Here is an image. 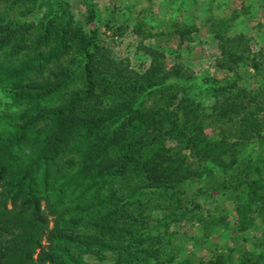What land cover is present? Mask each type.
<instances>
[{
	"label": "trees",
	"instance_id": "obj_1",
	"mask_svg": "<svg viewBox=\"0 0 264 264\" xmlns=\"http://www.w3.org/2000/svg\"><path fill=\"white\" fill-rule=\"evenodd\" d=\"M22 27L21 40L29 25ZM68 28L64 22L58 26L57 45L42 59L39 54L19 57L28 48L18 38L20 25L0 24V86L12 89V107L27 106L20 114L0 112V264H78L73 248L80 254L97 255L98 260L105 259L103 252H112L116 264H172L178 252L161 259V245L155 246L151 240L164 222L148 225L140 201L150 191L180 192L186 181L199 175L187 162L186 150L197 164L211 161L218 168L236 172L234 233L245 234L259 226L257 209L264 205L261 136L256 133L257 137L231 142L232 129L226 135H222L223 129L206 134L207 130L214 132L213 125L220 120H208L212 115L224 117L242 109L236 101L245 92V77L241 72L233 76L235 60L217 63V72L224 78L204 79L211 82L210 96L224 98L229 112L224 109L227 106L219 111L212 106L214 112L207 114L206 107L193 103L185 90L168 93L163 106L146 108L145 100L151 95L147 91L158 85L153 84L150 69L140 77L133 74L135 79H124L122 87L126 83L127 88L120 90L124 95L113 92L112 104L99 109L91 104L102 99L97 92L101 81L94 80L90 72L91 30L82 41V58L76 66L81 73L78 88L66 103L41 111L44 97L67 93L75 84L71 68L55 75L54 83L37 78L41 62L64 49ZM228 39L225 37L226 42ZM40 41L43 36L36 43ZM231 44L227 42L225 53ZM225 55L232 56L231 52ZM257 63L247 69L259 74L262 64ZM174 71L175 77L180 70ZM102 95L109 96L107 92ZM174 147H179V154ZM227 155L229 163L224 164L220 157ZM220 222H211L205 235ZM196 263L189 258L181 262ZM245 264H264V254Z\"/></svg>",
	"mask_w": 264,
	"mask_h": 264
},
{
	"label": "rangeland",
	"instance_id": "obj_2",
	"mask_svg": "<svg viewBox=\"0 0 264 264\" xmlns=\"http://www.w3.org/2000/svg\"><path fill=\"white\" fill-rule=\"evenodd\" d=\"M63 22L69 27L63 39L65 47L41 62L37 78L54 83L55 75L71 68L75 72V84L67 93L44 97L40 102L41 111L66 103L78 88L81 73L76 71V66L82 58V41L93 30L90 72L94 80L101 81L97 92H101L102 98L93 100V106L103 109L111 105L116 95H124L120 92L127 88L126 83L122 87L124 79L125 82L127 77L135 79L133 74L140 77L150 69L153 84L162 86L153 85L147 91L151 95L145 100L146 108L163 106L164 96L185 90L193 97V103L206 107L207 114L214 112L212 106L218 111L227 106L224 109L229 112L224 98L210 96L211 82L204 79L224 78L217 72V63L235 60L231 65L233 76L241 72L245 77L242 86L245 92L236 101L242 109L238 113L229 112V116L212 115L208 120H220L213 125L216 130L212 133L207 130L206 134L215 135L223 129L226 132L222 135H226L232 129L231 142L259 135V141L264 143V0H0V24L20 25L18 38L21 45L28 46L27 50H21L19 57L25 53L39 54L44 59L53 52L57 45L55 32ZM25 25H29V30L21 40ZM39 36L44 41L38 44ZM227 36V42L233 43L227 50L232 56L225 57L223 53L227 54L224 51L229 47L225 41ZM177 46L180 50L175 51ZM255 63L262 64L259 74L247 69ZM175 68L180 71L174 77ZM11 90L0 86V112L20 114L27 106L12 107ZM115 91L118 93L113 95ZM102 92L109 96H103ZM178 148L174 150L179 154ZM184 154L193 172L199 175L186 181L180 192L150 191L140 201L146 210L144 221L148 225L164 222L154 229L151 239L155 246L161 245V259L178 252L179 257L172 264H181L185 258L196 264L219 259L223 264H245L264 254V205L260 204L257 209L259 226L236 235L232 199L238 191L233 189L236 172L218 168L211 161L197 164L191 152L186 150ZM220 159L228 164L230 158L227 155ZM214 220L222 222L205 235L204 231ZM160 236L165 240H159ZM46 245L43 240L42 246ZM72 253L80 264H116L109 251L103 252L104 260H98L97 255L80 254L74 248Z\"/></svg>",
	"mask_w": 264,
	"mask_h": 264
}]
</instances>
